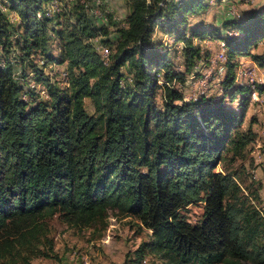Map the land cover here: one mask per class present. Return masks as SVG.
Segmentation results:
<instances>
[{
    "label": "trees",
    "instance_id": "16d2710c",
    "mask_svg": "<svg viewBox=\"0 0 264 264\" xmlns=\"http://www.w3.org/2000/svg\"><path fill=\"white\" fill-rule=\"evenodd\" d=\"M48 1L3 0L19 12L16 28L0 9V264H15L16 255L32 251L43 221L55 214L88 226L108 210L132 216L150 231L134 250L138 264L146 254L160 264H264V221L233 176L215 171L225 151L242 157L254 140L251 129H238L249 96L233 115L221 99L184 101L177 89L158 82L161 70L168 83L177 73L152 42L156 28L182 41L187 69L199 52L192 38L219 35L217 28L197 25L187 36V15L204 8V0H127L126 26L117 30L108 65L87 41L99 33L86 6H75V22L57 32L69 85L51 89L48 74L29 64L34 51L56 63L46 53L47 25L60 13L37 16ZM224 25L240 34L225 39L224 89H229L237 56L264 67V54L250 51L264 38V7L245 22ZM13 39L22 43L20 59L12 56ZM27 62L41 75L47 98L24 92ZM18 63L23 70L16 79ZM125 65L133 73L132 86L122 83ZM160 88L164 98L158 108ZM258 91L264 92V85ZM84 98L91 100L93 114ZM199 202L203 217L192 224L182 210Z\"/></svg>",
    "mask_w": 264,
    "mask_h": 264
},
{
    "label": "rangeland",
    "instance_id": "374dc122",
    "mask_svg": "<svg viewBox=\"0 0 264 264\" xmlns=\"http://www.w3.org/2000/svg\"><path fill=\"white\" fill-rule=\"evenodd\" d=\"M204 2V8L187 15L185 24L187 36L192 27L201 25L208 29L217 28L219 37L192 38V44L199 52L195 55L192 61L193 65L189 69L185 68L182 41H175L172 35L164 34L158 27L152 34V42L158 45L162 52L167 53L171 69L177 73V78L173 79L171 83L172 86L189 100L195 101L205 97L216 103L221 99L226 112L237 115L241 110L242 98L246 95L249 96L242 123L238 129L240 131L251 129L254 133V140L246 147L242 157L233 158L231 151H225L223 159L217 164L215 171H225L232 175L243 193L248 196L249 204L255 209L251 200H254L255 204L260 207L263 184L259 178L264 175V149L256 147V140L259 139V142L264 144V137L255 132V127L256 125L259 128L263 127L264 116L259 115L257 105L250 98L249 84L253 81L257 89L260 85H264V67H260L249 56H237L233 60L236 64L233 87L224 89L229 62L227 50L226 61L217 60L216 55L222 48L221 42L225 43V39L240 36L232 26H225L224 22L247 21L262 10L264 0H204ZM0 4H3L2 6L7 9V15L16 18L13 22L16 28L20 18L19 12L11 10L3 3V0H0ZM82 4L86 6V15L99 33L100 43L102 42L101 44L106 46L111 56L117 49L119 39L117 30L126 26V18L130 12L127 0H98V2L97 0H52L44 2L43 10L51 8L53 15L57 11L60 13L55 21H50L47 25L46 53L51 55L56 63H50L47 58H44L48 61L45 62L41 58L44 53L34 51L30 54L29 64L31 62L37 64V68H42L46 74L52 70L53 84L50 85V89L55 86L63 88L61 80L58 78V71L68 70L67 61L61 62L60 59L63 53V42L57 32L70 28L71 22H75L74 7ZM96 4L98 5L97 12H95ZM19 32L21 34L22 31ZM13 41L15 48L12 56L20 59L23 55L22 43L17 42V39H13ZM250 51L253 54H264V38L257 42ZM29 64L27 62L25 66L26 75L23 81L26 93L37 91L42 87L39 82L42 78L41 75L36 73ZM50 65L51 68H49ZM244 69L255 72L253 80L244 76ZM22 70V65L18 63L14 72L16 79L22 75ZM121 70L124 73L122 83L126 87L132 86L133 73L128 71L127 65ZM163 74V70L159 71V80H162ZM47 96L41 95L42 98H47ZM262 97L264 98V93ZM163 98V88L156 90L155 104L158 108L162 106ZM83 103L87 112L93 114L94 106L91 100L84 98ZM255 174L258 179H254ZM182 213L190 223H199L203 217V202L187 206L182 210ZM106 215L104 219L91 225L78 226L67 221L62 215L55 214L43 221L38 236L39 240H33L36 245L33 250H24L23 253L16 255L15 264H138L134 250L143 241L148 240L150 231L145 229L134 217L116 210H108ZM43 253L48 255L45 256ZM139 264H160V261L154 254H146Z\"/></svg>",
    "mask_w": 264,
    "mask_h": 264
},
{
    "label": "built area",
    "instance_id": "2783aa9c",
    "mask_svg": "<svg viewBox=\"0 0 264 264\" xmlns=\"http://www.w3.org/2000/svg\"><path fill=\"white\" fill-rule=\"evenodd\" d=\"M96 1V0H95ZM98 2V0H97ZM3 4H0V9L6 13L7 15V9H5L3 6ZM95 12L98 11V5L96 4V8H95ZM45 15L47 17H50L53 15V11L50 10V9H46V10H43L42 12L39 11L37 13V16L38 17H41L42 15ZM7 19L9 22L13 23L16 18H11V15H7ZM87 41L90 42L91 44H93L94 48L96 49V51L99 53L100 55V58L102 60V63L104 65H108L109 63V51L107 50L106 46H104L103 44L100 43V36L97 35V36H89L87 38ZM222 46L221 50L218 51L217 55H216V59L219 60V61H226V49H225V43L224 42H221L220 44ZM102 53V55H101ZM4 63V60L0 58V65H3ZM52 66L50 65L49 68H51ZM48 68V69H49ZM58 78L61 80V84H62V87H67L69 85V80H68V74H67V71L64 70V69H61L58 71ZM52 73V70H49L47 72V74L49 75V79L51 82H53V75L51 74ZM243 73H244V76H247L250 80H253V77L256 75L254 71L252 70H247V69H244L243 70ZM56 79V78H55ZM159 83H162V84H167L169 86H171L172 88H174V86H172V82L171 83H168L164 80V78H162V80H158ZM249 88H250V98L252 99V102L255 103L258 107V111H259V115L261 116H264V98L262 97V94L264 92H259L258 89L256 88L254 82L252 81L250 84H249ZM174 89H177V88H174ZM178 90V89H177ZM39 92L40 95L42 96H47V91L44 87H40L39 90H37ZM179 91V90H178ZM180 92V91H179ZM183 100L184 101H190L187 97L183 96ZM255 132L257 134H259L260 136H263L264 137V117H263V127L262 128H259L258 125H256L255 127ZM256 147L258 149H261L263 148L264 149V144H261L259 142V139L256 140ZM255 178L254 179H258L256 178V174L254 176ZM260 182L263 184V188L261 189V194H260V207H258L254 200H251V203L255 206V209L256 211L258 212L259 216L262 218V220L264 221V175L262 176V178H259ZM262 180V181H261Z\"/></svg>",
    "mask_w": 264,
    "mask_h": 264
},
{
    "label": "bare ground",
    "instance_id": "6f19581e",
    "mask_svg": "<svg viewBox=\"0 0 264 264\" xmlns=\"http://www.w3.org/2000/svg\"><path fill=\"white\" fill-rule=\"evenodd\" d=\"M51 9V8H50Z\"/></svg>",
    "mask_w": 264,
    "mask_h": 264
}]
</instances>
